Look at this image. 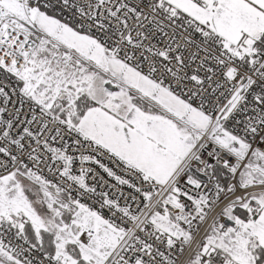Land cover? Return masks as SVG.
I'll return each instance as SVG.
<instances>
[{
  "label": "snow or ice",
  "instance_id": "obj_1",
  "mask_svg": "<svg viewBox=\"0 0 264 264\" xmlns=\"http://www.w3.org/2000/svg\"><path fill=\"white\" fill-rule=\"evenodd\" d=\"M0 264H264V0H0Z\"/></svg>",
  "mask_w": 264,
  "mask_h": 264
}]
</instances>
